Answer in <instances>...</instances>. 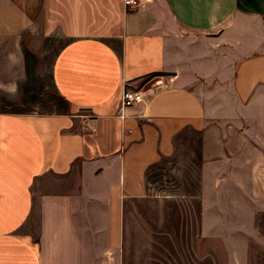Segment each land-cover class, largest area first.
<instances>
[{"label":"crops","instance_id":"obj_1","mask_svg":"<svg viewBox=\"0 0 264 264\" xmlns=\"http://www.w3.org/2000/svg\"><path fill=\"white\" fill-rule=\"evenodd\" d=\"M145 1L0 0V58L64 40L50 112L0 110V264H123L144 207L264 264V0Z\"/></svg>","mask_w":264,"mask_h":264},{"label":"rangeland","instance_id":"obj_2","mask_svg":"<svg viewBox=\"0 0 264 264\" xmlns=\"http://www.w3.org/2000/svg\"><path fill=\"white\" fill-rule=\"evenodd\" d=\"M63 42L59 39L36 41L33 47L37 50L28 57L25 70L18 55L0 58V110L50 112L51 79L44 61L48 55L53 57ZM143 209L146 216L133 220L123 264L232 263L231 249L226 247L223 233L214 231L211 215L208 228L214 233L202 236L196 217L182 215L177 209L168 210L164 216L155 214L152 207ZM259 246L257 240L249 241V264H253V253Z\"/></svg>","mask_w":264,"mask_h":264},{"label":"built area","instance_id":"obj_3","mask_svg":"<svg viewBox=\"0 0 264 264\" xmlns=\"http://www.w3.org/2000/svg\"><path fill=\"white\" fill-rule=\"evenodd\" d=\"M125 5L128 7L134 8H144L146 6L145 0H124ZM145 101L144 93L140 88H133L131 86H126L122 93V105L124 107H128L134 105L136 103H141ZM90 119V115H86L85 119ZM89 120H86V124H88Z\"/></svg>","mask_w":264,"mask_h":264}]
</instances>
